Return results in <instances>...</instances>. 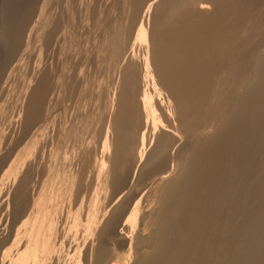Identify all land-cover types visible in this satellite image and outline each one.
Returning a JSON list of instances; mask_svg holds the SVG:
<instances>
[{"label": "rangeland", "instance_id": "obj_1", "mask_svg": "<svg viewBox=\"0 0 264 264\" xmlns=\"http://www.w3.org/2000/svg\"><path fill=\"white\" fill-rule=\"evenodd\" d=\"M202 4H214L216 13L211 17L196 16L195 8ZM261 57L264 58V0H0V253L9 255L4 264H40V261L51 263L55 260L43 251L49 250L54 243L59 248L60 240L65 237L63 228L69 217L68 210L69 214L73 213L69 204H85L79 196H66L69 188V192L73 189L77 191L75 185H79L77 187L82 191H91V197L96 198L99 204L102 203L100 207L109 212H112L123 195L126 197L125 194L133 189L138 191V204L146 207L153 195L152 181L156 177L170 175L175 164L182 162L190 152L197 151L199 157L212 156V159L209 164H206L207 158L197 162L200 168L211 171L207 170L206 173L210 180L206 181V177L193 183L199 189L203 184L206 186L199 193L195 190L198 193L195 195H204L207 198L205 206L207 203L211 209L218 201L216 208L220 210L221 205L223 208L224 204H228L223 210H231H226L225 215L222 208L220 211L215 208L218 213H222L220 215L215 214V209L206 208L209 212L204 210L206 213L203 212V216L207 215L205 218L209 222L201 217L192 238L201 240L195 242L196 247L202 244L206 246L204 243L207 242L206 247L213 249L211 254L214 255L206 258L205 264L212 262L208 261L210 259L216 261L214 256L219 250L232 252L229 251L231 241L245 226L246 218L249 219L246 213L251 205V196L246 195H250L248 191H251L252 172L248 165L253 145L251 132L247 130L250 118L248 113L243 112L250 96L246 94L239 98V94L247 90L250 79L254 77L250 73L255 70L252 66L263 59ZM237 106L238 109H235ZM231 111L233 118L236 116L238 119H231L229 131L225 132L222 140L208 148L209 152L195 149V140H200L204 132L212 130L218 119L225 116V113L226 116L231 115ZM59 151L65 155L59 154ZM62 157L66 158L63 160ZM243 157L249 162L244 161ZM216 158L217 161L225 162H216ZM56 159L61 168L57 166L58 169H51V166L57 164ZM228 160L231 161L224 165ZM53 161H56L55 164ZM230 165L236 166L233 171ZM240 166L243 169L238 168ZM220 168H227L226 172ZM52 170L56 172L52 173ZM234 173L238 176L236 180L233 178L236 177ZM54 181L57 182L56 188ZM213 182L222 186L219 185L218 192V186ZM51 186L55 189L50 190ZM47 188L51 191L48 193L50 196H47ZM206 188L213 193L206 192ZM220 188L225 190L221 189L219 193ZM226 189L230 192H226ZM41 190L43 193H40ZM192 196L189 198L194 200L191 202L194 204L199 197H194V194ZM234 199L241 201L238 203ZM244 199L248 202H244ZM138 200L126 204L125 218L119 227L121 235L132 238L131 242L128 239V246L115 247L113 241L109 242L111 231L106 232L111 233L108 236L103 234L106 236L105 242L110 243L107 244L109 248H117V257L113 260L116 264L135 263V254L149 251L147 242H150V246L154 242L148 239L151 228L145 227L144 221L133 215ZM49 202H53L54 206ZM98 203L95 204L98 207L96 211L100 208ZM200 204L197 202L196 205ZM102 209L97 214L91 210L93 212H88L85 218V223L87 219L93 218L89 225L84 224L87 231L93 229L90 234H84L89 239L87 241H92L93 237L97 239L96 230H101L100 233L106 230L102 222L108 211L104 213ZM228 212L232 213V220L227 217L231 215ZM29 213L43 215L33 236L22 241L25 234L24 221L27 219L25 216H29ZM221 216L225 217L224 224L221 222L224 217ZM180 217L175 216L176 222L173 223L176 224H172V230L177 231L172 235L176 233V236L166 238L164 245L155 246L153 252L156 248L158 252L165 249L164 246L169 249L177 246L176 249H179L180 241L188 237L182 230L178 232V226L183 221L181 218L186 216ZM217 217L220 220L219 227ZM176 218L182 221L177 222ZM210 218L213 222H210ZM118 223L119 220L112 225L115 227ZM175 225L176 228L173 227ZM57 226L61 228L59 232ZM216 226L221 229L215 230ZM54 230L57 232L54 233ZM229 231L233 235L228 234ZM219 234L222 237L219 238ZM56 237L60 238L59 241ZM82 237L80 242L83 245ZM191 242L187 247L185 245V249L194 247V244L190 246ZM73 251L76 252L68 254L69 259L77 252L79 255L74 257L82 256L80 253L85 254L82 249V252L76 248ZM82 257L81 260L84 259ZM150 258H145L151 260L149 263L145 260L141 264H153L156 259L152 261L153 258ZM74 259L71 261L74 264H83L78 260L80 257ZM228 260L232 261L233 258ZM63 261L61 264H69L68 260L66 263Z\"/></svg>", "mask_w": 264, "mask_h": 264}, {"label": "bare ground", "instance_id": "obj_2", "mask_svg": "<svg viewBox=\"0 0 264 264\" xmlns=\"http://www.w3.org/2000/svg\"><path fill=\"white\" fill-rule=\"evenodd\" d=\"M194 10V9H193ZM192 12H194V11H192ZM216 12H215V9H214V4H213V6L211 5V4H202V5H199V6H197L196 8H195V15L197 16H204V17H211V16H213L214 14H215ZM263 56V55H262ZM261 58H263V57H261ZM260 58V59H261ZM259 61V60H258ZM258 61H256L257 62V65H256V62H255V64L254 65H256V68H255V66L253 65L252 67L255 69V70H252V72H250L251 74H252V77H253V75H254V77H253V79H250V81H249V86H248V88H247V90L244 92V93H241V94H239V98L240 97H242V96H244V95H246V94H248V96H250L249 98V103H247V106L245 107V109H244V111L243 112H245V113H248V115H249V118H250V122H249V129L247 128V130H249V132H251L250 134H251V136H252V144L251 145H253L252 146V149H250L251 150V153H250V158H249V161H247L246 159H244V157H243V159H244V161L246 160L247 162H249L250 164L248 165V166H250L251 167V175L252 176H250L249 174V176L251 177V185H250V187H251V191L249 190L248 191V193L250 192V195L249 194H247L246 196H251V198H250V200L251 201H249V202H251V205H249V210H248V212L246 213V214H249L248 216H249V219H247L246 218V224H245V226H243L242 227V229L241 230H239V232H237V234H236V236H235V238H233V241H231V243H232V245H231V248L229 247V251H232V252H228V251H224V250H219L218 251V253H216V257L214 256V260H216V258H217V260L216 261H214L215 262V264H222V262L225 260V262H224V264H227V263H229V264H264V58L263 59H261L259 62ZM238 99V98H237ZM242 99V98H241ZM239 101H240V99H238ZM238 100H237V102H238ZM243 102V101H242ZM244 103V102H243ZM239 105H240V103H238ZM234 106L235 105H237V104H233ZM194 106V105H193ZM233 106V107H234ZM242 106V105H241ZM244 106V105H243ZM244 108V107H243ZM235 109H238V106L235 108ZM194 110V109H193ZM192 110V111H193ZM234 110V109H233ZM241 110H243V109H241ZM229 111V110H228ZM237 111V110H236ZM194 112V111H193ZM232 111H231V115H227L226 116V113H225V116H222V118H220V119H218L219 121H217V123H216V126H214V128L212 129V130H210V131H208V132H204L203 133V135H201V138H200V140L199 139H197V140H199L198 142H197V140H195L196 141V143L194 144V147H195V149H197V150H199L200 151V149H204V151L205 150H207L208 148H212L214 145H216V143H218L219 142V140L221 141L222 139V136L223 135H225V132L226 131H229L228 130V128H229V126H228V124L230 125V121H231V119L233 118V116H232ZM237 113H238V111H237ZM240 114V113H239ZM193 115V114H192ZM236 115V114H235ZM64 116V115H63ZM235 118H236V116H235ZM235 118H233V119H235ZM240 118H241V116H240ZM244 118H246L245 117V115H244ZM244 118H243V121H244ZM248 118V119H249ZM236 119H238V118H236ZM242 119V118H241ZM242 121V120H241ZM245 122V121H244ZM244 122H242V123H244ZM247 122V121H246ZM232 123H235V122H232ZM231 125H233V124H231ZM236 125V124H235ZM241 125V124H240ZM240 125H238L239 127H240ZM234 126V125H233ZM237 126V125H236ZM244 126V125H243ZM240 129H241V127H240ZM65 130V129H64ZM239 130V129H238ZM246 130V131H247ZM245 131V130H244ZM70 132V131H69ZM231 132V131H230ZM64 133V132H63ZM234 133H236V132H234ZM243 133V132H242ZM247 133V132H246ZM249 134V133H248ZM249 134V135H250ZM199 135V136H200ZM230 135H231V133H230ZM233 135V134H232ZM236 135V134H235ZM234 135V136H235ZM243 135H244V133H243ZM198 136V137H199ZM233 136V137H234ZM250 136V137H251ZM232 137V136H231ZM230 137V138H231ZM235 137H237V136H235ZM234 137V138H235ZM228 139H229V134H228ZM242 139V138H241ZM246 139V138H245ZM232 140V139H231ZM240 140V139H239ZM226 141V140H225ZM238 141V140H237ZM250 141V140H249ZM248 141V142H249ZM222 142H224V141H222ZM227 142V141H226ZM226 142H224V144H226ZM244 142H245V140H244ZM68 143V142H67ZM228 143V142H227ZM233 143V142H232ZM236 142L234 141V144H235ZM247 142H245V144H246ZM223 144V143H222ZM223 144V145H224ZM237 144H242L243 145V143H241V142H238ZM68 145H69V143H68ZM217 145H219V144H217ZM236 145V144H235ZM248 145H250V143L248 144ZM247 145V146H248ZM62 146V145H61ZM66 146V145H65ZM219 146H221V144L219 145ZM227 147H229V145H226ZM243 146H245L246 147V145H243ZM226 147V148H227ZM249 147V146H248ZM223 148V147H222ZM225 148V149H226ZM233 148V147H232ZM231 147H230V149H232ZM234 148H235V146H234ZM241 148V147H240ZM216 149H217V147H216ZM227 149H229V148H227ZM226 149V151H228ZM238 149V148H237ZM210 150H212V149H210ZM218 150V149H217ZM240 150V149H239ZM243 151H244V149H242ZM249 150V151H250ZM193 151V150H192ZM203 151V150H202ZM208 151V150H207ZM207 151H206V153H207ZM213 151H214V155H215V150H214V148H213ZM220 151H221V149H220ZM219 151V152H220ZM241 151V150H240ZM242 151V152H243ZM246 151H247V148L245 149V153H246ZM60 152V151H59ZM58 152V153H59ZM198 152V151H197ZM197 152L196 153H189V155H187L185 158H184V160L182 161V162H180L179 164L177 163V164H175V169H174V171L173 172H171L170 173V175L168 174V175H163V176H160V177H156L153 181H152V183H151V185L154 187V189H153V195H152V198H151V202H150V204H148V205H146V207H143V206H140L138 203H139V200H138V191L137 190H135V191H133V189H132V191L133 192H135V193H137V194H134L132 191H130L129 190V194H125V196L126 197H124V195H123V200L121 199V198H119V200L121 199V201L118 203V204H115L114 206V209L112 210V212H109V210H105V209H102L101 207H100V204H102V203H98L97 202V199L96 198H94V197H91V195H90V193H91V191H87V192H84V191H82L79 187V185H77V186H79V187H77L76 185H75V187H76V190L77 191H75V189H71L72 190V192H69L70 191V188H69V190H68V192H67V194H66V196H68L69 197V195H71L70 197H74V196H79L82 200H83V203H84V201H85V204L83 205V206H76V204H69V201L72 199V198H70V200L68 201V203H67V205L66 206H68V204H69V209H70V211H73V213H71L70 212V214H69V210H68V208H64L65 210L67 209L68 210V219H67V223L65 222V220H64V222L66 223L65 224V226H64V228H63V231L65 232L64 234H65V237L64 238H62L60 241V244H58L59 245V248L56 246L55 247V243L54 244H52V246L50 247V245H49V247H50V249L49 250H46V251H43V252H45L46 253V255H50V256H53V259H55L54 261H52L51 263H41V261H40V264H58L59 262H60V264H61V261L62 260H64L63 261V263H66V261L68 260L69 262V264H71V263H73V262H71V261H73V258H75L74 260H76V259H78V257H80V259H78L79 261L81 260V257L83 256V255H85V257H82V258H84L83 260H81L82 261V263L83 264H116V263H114L113 262V260H114V258H116L117 257V253H116V249L117 248H114V249H110L109 248V245H107L110 241L112 242V243H115L113 246H119V248H122V247H124V246H128L127 244H129L128 243V239L129 238H127V237H125V236H123V235H121L120 233H119V227H120V224H121V222L124 220V216H125V213H124V209H125V206H126V204L127 203H131V202H133L132 200H138V202H136L135 203V206H134V209H133V215L135 214V216L134 217H136L137 216V218L138 219H142L143 221H144V223H145V227L147 226V227H149V228H151V234H150V236L148 237V239H153L154 240V242H153V244H152V246H150V242H147L146 240H144V241H146L147 242V244H148V246H150V248L147 246V248L149 249V251H146V252H144V251H141V252H143V253H141L140 251H139V253L137 252L136 254H135V252L133 253V254H135V256L132 254V256H134V259L133 260H135V259H137L136 260V262L135 263H132V264H141V262L142 261H145L146 259V257L147 258H153L152 259V261L154 260V256L156 255V260L154 261V262H156V263H154V262H152L153 264H203V262H204V260L207 258L208 259V257H210L212 254H211V252H213V249L211 250L210 249V247L209 248H207L206 246H207V242L206 243H204V244H206V246H204L203 244V247H196L197 245H195L196 243L195 242H200L199 241V239L197 240L196 238H192L194 235H195V232H196V227L198 226V221H200L201 220V217H204L203 216V212H204V210H206V208L208 209V207L210 208L211 207V205H209L208 207H207V203H206V206H205V202H207L206 201V199L207 198H205V196L204 195H201V193H200V195L201 196H197V195H195V194H198L199 193V191H200V189H204L206 186H204V184H203V187H201L200 189H199V186H196V185H194L193 183L194 182H196L198 179H203V178H206L207 177V170H209V171H211L210 169H208V168H200L198 165H197V162L199 161V159H201V158H203L201 155V157H199V155L197 154ZM209 152V151H208ZM242 152H240V153H242ZM199 153V152H198ZM202 153V152H201ZM205 153V154H206ZM211 153H213V152H211ZM210 153V154H211ZM216 153H218V151L216 152ZM221 153V152H220ZM227 153V152H226ZM234 153H236V152H234ZM248 153V152H247ZM59 154H63V152L61 153H59ZM198 155V157H196L197 155ZM202 154H204V153H202ZM204 154V155H205ZM229 154H232V153H229ZM244 154V153H243ZM56 156H57V153L55 154ZM54 155V156H55ZM61 155H59V159L61 160ZM63 155H65V154H63ZM68 155V154H67ZM186 155V154H185ZM211 155H213V154H211ZM217 155V154H216ZM220 155V154H219ZM227 155V154H226ZM233 155V154H232ZM239 155V154H238ZM237 155V156H238ZM55 156V157H56ZM212 156H210V158H207L206 156H205V158H203L204 159V161L206 160V158H207V163L206 164H209V161H210V159H212L211 158ZM216 157V156H215ZM227 157H230L229 155L227 156ZM234 157V156H233ZM235 157H236V155H235ZM242 157V156H241ZM56 158H58V156L56 157ZM64 158H66V157H62V159L64 160ZM220 158V157H219ZM218 158V159H219ZM222 158H224V156L222 157ZM226 158V157H225ZM237 158V157H236ZM236 158H235V160H236ZM58 159V160H59ZM227 159V158H226ZM230 159V158H229ZM238 159V158H237ZM239 159H240V157H239ZM59 160V161H60ZM61 161L62 163L64 162V161ZM66 160V159H65ZM70 160V159H69ZM216 160V162H218V161H222V160H218L217 161V158L215 159ZM215 160H213V161H215ZM224 160V159H223ZM241 160V159H240ZM56 161H57V159H56ZM55 161V162H56ZM212 161V162H213ZM229 161H231V160H228V161H226V163H224V165L226 164L227 165V162H229ZM54 162V161H53ZM55 162H54V164H55ZM211 162V161H210ZM222 162H225V160L224 161H222ZM236 162V161H235ZM242 162V161H241ZM246 162V163H247ZM52 162H50V164H51ZM58 161H57V164H55L54 166H51V169H52V167H55V169L57 168V166L59 167L60 166V164L58 165ZM220 163V162H219ZM219 163H218V165H219ZM244 164H245V162H244ZM51 165H53V164H51ZM211 165H213V163H211ZM217 165V166H218ZM222 165V164H221ZM236 165H238V164H236ZM240 165H241V163H240ZM209 166V165H208ZM214 166V165H213ZM220 166V165H219ZM218 166V167H219ZM223 166V165H222ZM221 167V166H220ZM225 167V166H224ZM228 167H229V165H228ZM227 167V168H228ZM230 167L232 168V171H233V167H232V165H230ZM236 167V166H235ZM234 167V168H235ZM241 167H243V166H240V167H238V168H241ZM61 167H59V169H60ZM197 168V169H196ZM217 168V167H216ZM226 168V169H227ZM231 168H228V170L229 169H231ZM245 168V167H244ZM50 169V168H49ZM58 169V168H57ZM215 169V168H214ZM220 169H222V170H224V172H226L225 170V168H220ZM241 169H243V168H241ZM240 169V170H241ZM221 170V172H223ZM239 170V171H240ZM250 170V169H249ZM59 171V170H58ZM67 171V170H66ZM216 171V170H215ZM220 171V170H219ZM234 171H235V169H234ZM237 171V170H236ZM244 170H242L241 172H243ZM48 172H49V170H48ZM51 172V171H50ZM49 172V173H50ZM54 172V170H52V173ZM56 172V171H55ZM54 172V173H55ZM78 172V171H77ZM227 172H229V171H227ZM209 173V172H208ZM212 173V172H211ZM217 174H218V172H216ZM233 173V172H232ZM240 173V172H239ZM244 173V172H243ZM246 173V172H245ZM247 173H248V171H247ZM246 173V174H247ZM250 173V172H249ZM76 174V173H75ZM78 174V173H77ZM223 174V173H222ZM229 174V173H228ZM228 174L226 175V178L228 177ZM235 174V173H234ZM241 174V173H240ZM55 175V174H54ZM210 175V174H209ZM212 175V174H211ZM244 175V174H243ZM248 175H247V177H248ZM49 176V175H48ZM214 176V175H213ZM219 176V175H218ZM230 176H232V174L230 175ZM234 176H236V174L234 175ZM240 176H242V175H240ZM240 176H239V178H240ZM210 177V176H209ZM238 176H236V177H233L234 179L235 178H237ZM52 178V177H51ZM51 178H50V180H51ZM60 178V177H59ZM102 178V177H101ZM213 178H215V177H213ZM218 178H220V176L218 177ZM230 178V177H229ZM238 178V179H239ZM61 179V178H60ZM234 179H232L231 178V180H234ZM246 179V178H245ZM49 180V179H48ZM47 180V181H48ZM48 181V182H51V181ZM59 180V179H58ZM199 180V181H200ZM206 181H208V180H210V178L208 179V177H207V179H205ZM213 180V179H212ZM236 180V179H235ZM240 180V179H239ZM46 181V182H47ZM198 181V182H199ZM205 181V182H206ZM45 182V183H46ZM47 182V184L49 185V184H51V183H48ZM52 182H53V178H52ZM55 183V188H56V184H57V182L56 181H54ZM201 182V181H200ZM204 182V181H203ZM78 183H79V181H78ZM202 183V182H201ZM201 183H199L200 185H201ZM213 183H215V182H213ZM219 183H221L220 181H219ZM223 183V182H222ZM221 183V184H222ZM46 184V185H47ZM54 184H53V187H54ZM72 184V183H71ZM73 184H74V182H73ZM82 184V183H81ZM198 184V183H197ZM215 184H217V189L219 188V185H218V182H216ZM52 185V184H51ZM61 185V184H60ZM106 185V184H105ZM208 185H210V184H208ZM245 185V184H244ZM249 184H247L246 186L247 187H249L248 186ZM82 186H83V184H82ZM85 186V185H84ZM210 186H212V185H210ZM210 186H209V188H210ZM48 187V186H47ZM52 186H51V189H50V187H49V189L50 190H52V189H55V188H53ZM74 187V188H75ZM100 187V186H99ZM197 187V188H196ZM216 187V186H215ZM220 187H222L221 185H220ZM224 187V186H223ZM227 187V186H226ZM236 187V186H235ZM240 188H244L243 186L241 187V186H239ZM86 188V187H85ZM84 188V189H85ZM233 188V187H232ZM237 188V187H236ZM42 189H44V188H42ZM48 189V188H47ZM46 189V192H47V196H50V194H48V193H50L51 191H49V189L47 190ZM83 189V188H82ZM95 189V188H94ZM101 189V188H100ZM110 189V188H109ZM211 189H216V188H212L211 187ZM221 189H223V188H220V192L219 193H221ZM248 189V188H247ZM250 189V188H249ZM87 190V189H86ZM123 190H124V188H123ZM195 190H198V193H195L196 191ZM206 190H207V188H206ZM223 190H225V188L223 189ZM241 190V189H240ZM65 191V190H64ZM63 191V192H64ZM126 191V190H125ZM214 191V190H213ZM219 191V189L216 191V192H218ZM244 191V190H243ZM40 192V191H39ZM53 192H54V190H53ZM206 192H208V190L206 191ZM209 192H212V191H210V189H209ZM208 192V193H209ZM226 192H230V191H228L227 189H226ZM233 192V191H232ZM235 192V194H237V192L236 191H234ZM40 193H43L42 192V190H41V192ZM69 193V194H68ZM132 193V194H131ZM213 193V192H212ZM219 193H216V194H218L219 196H220V194ZM223 193V192H222ZM59 194V193H58ZM57 194V195H58ZM95 194V193H94ZM142 194V193H141ZM194 194V197H199V199L198 198H196V199H198V201H195V206H194V204L193 203H191L192 201L194 202V200H192V198H189V197H193L192 195ZM232 195H234L233 193H231ZM241 194H244V192H242ZM40 195H43V194H40ZM54 195V194H53ZM99 195V194H98ZM101 195V194H100ZM238 195H240V194H238ZM237 195V196H238ZM46 196V195H45ZM92 196H93V194H92ZM129 196V197H128ZM223 196V195H222ZM221 196V197H222ZM244 197H245V195H243ZM67 197V198H68ZM76 197V198H77ZM87 198V200H86V198ZM88 197H90V199H88ZM97 197V196H96ZM101 197V196H100ZM109 197V196H108ZM121 197V196H120ZM143 197V196H142ZM224 197V196H223ZM241 197V196H240ZM38 198H41V197H38ZM45 198V197H44ZM49 198V197H48ZM66 198V197H65ZM115 198V197H114ZM214 198V197H213ZM247 198V197H246ZM56 199H58V198H56ZM62 199V198H61ZM60 199V200H61ZM69 199V198H68ZM81 199H78L79 201L81 200ZM116 199H118V198H116ZM115 199V200H116ZM140 199V198H139ZM144 199V198H143ZM195 199V198H194ZM223 200H224V198H222ZM226 199H231V198H226ZM236 199V198H235ZM234 199V200H235ZM241 199V198H240ZM55 200V199H54ZM65 200V199H64ZM74 200V199H73ZM100 200V199H99ZM113 200V199H112ZM114 200V201H115ZM218 200H220V202H221V199L219 198ZM245 200V201H244ZM243 201L244 202H248V201H246V199H244ZM76 201V203L78 202L79 203V205H81V203L79 202V201H77V200H75ZM102 201V200H101ZM144 201V200H143ZM217 201V200H216ZM232 201V200H231ZM231 201H229V202H231ZM236 201V200H235ZM234 201V202H235ZM239 201V199L236 201V202H238ZM241 201V200H240ZM240 201L238 202V203H240ZM51 202V201H50ZM49 202V203H50ZM56 202V201H55ZM60 202H62V200L60 201ZM66 202V201H65ZM104 202V201H103ZM107 202V201H106ZM116 202V201H115ZM141 202V201H140ZM197 202L199 203H201L199 206L198 205H196L197 204ZM213 202V201H212ZM215 202V201H214ZM218 202V201H217ZM214 203V208H213V206H212V209L214 210L215 208H216V205L215 204H219V203ZM224 202H225V200H224ZM224 202H222L223 204H224ZM43 203H44V201H43ZM47 203H48V201H47ZM53 203V202H52ZM52 203H50V204H52ZM72 203H75L74 201L72 202ZM82 203V204H83ZM99 204V207L104 211V213H105V211H108L109 212V215L106 213V214H104L105 216V221H104V223L102 222V225H103V229H106V230H103L102 231V233H100V231L101 230H96V229H94V230H96V232H97V239L95 238V237H93V239H92V241H87V240H89V239H87V237L84 235L85 233H87V234H90V231L91 230H93V229H90L89 227V231H87V227H85V225L84 224H87V225H89L90 223H91V221L93 222V218L92 219H90V220H88L87 219V223H85V218L87 217V214H88V212H93V211H96V209L98 208L97 206H95V204ZM148 203V202H147ZM189 203H191L192 205H193V207H192V205H190ZM222 203H220V204H222ZM225 203H227V202H225ZM232 203H233V201H232ZM237 203V204H238ZM66 204V203H65ZM64 204V205H65ZM111 204V203H110ZM132 204V203H131ZM209 204H210V202H209ZM242 204H243V202H242ZM249 204V203H248ZM53 205V204H52ZM51 205V207H53ZM105 205H106V203H105ZM141 205H143V203L141 202ZM61 206V205H60ZM190 206V208H188ZM201 206H202V208H201ZM203 206H205L204 207V209H203ZM222 206L223 205H221V208H222ZM225 206L227 207L228 206V204L226 205V204H224V207L222 208V210L225 208ZM229 206H232V204L230 205L229 204ZM241 206H243V205H241ZM51 207H49V208H51ZM64 207V206H63ZM97 207V208H96ZM236 207H239V206H237L236 205ZM248 206H246V208H247ZM99 208V211L101 210ZM103 208H104V206H103ZM221 208H220V210H221ZM229 208V207H228ZM231 208V207H230ZM233 208V207H232ZM234 208H235V206H234ZM241 208V207H240ZM243 209L245 208V205H244V207H242ZM242 208H241V210H242ZM52 209V208H51ZM108 209V208H107ZM211 208H210V210H212ZM216 209H218V208H216ZM215 209V211H217L215 214H222V213H218V210H216ZM49 210V209H48ZM66 210V211H67ZM91 210H93V211H91ZM219 210V211H220ZM226 210H231V209H227L226 208ZM226 210H223V212L225 213V215H226ZM235 210H237L238 211V209H236L235 208ZM55 211V210H54ZM98 211V210H97ZM97 211L96 212H94V213H96L97 214ZM98 211V212H99ZM102 211V212H103ZM132 211V210H131ZM206 211H208V210H206ZM206 211L204 212V213H206ZM240 211V210H239ZM45 212V211H44ZM50 212V211H49ZM59 212V211H58ZM61 212V211H60ZM65 212V211H64ZM209 212V211H208ZM207 212V213H208ZM222 212V211H221ZM232 212V211H231ZM17 213V212H16ZM111 213V214H110ZM211 213H214V212H211ZM224 213H223V215H224ZM30 214V213H29ZM93 214V213H92ZM99 215H103V213H98ZM228 214H231V215H227V217H229L231 220H232V217L231 216H233L232 215V213H229L228 212ZM245 214V213H244ZM28 215V214H27ZM25 216V225H24V227H23V230L25 231V234H24V231H22V233L24 234L23 235V237L21 238V240L22 241H24V239H29L30 237H28V236H30V235H32V234H34V232L37 230V229H35L36 228V225H37V223H38V221H41L40 219H41V217H42V213H33V214H30L29 216ZM55 215L56 214H54V217H55ZM66 215H67V213H66ZM89 215H90V213H89ZM94 215V214H93ZM98 215V216H99ZM101 215V216H102ZM106 215H107V217H106ZM209 215H211L212 216V214H209ZM224 215V216H225ZM239 215V214H238ZM46 215L44 214V217H45ZM49 216V215H48ZM64 216H65V213H64ZM100 216V217H101ZM128 216V215H127ZM184 217V216H186L185 218H181L182 220H179L178 218H176V219H178L177 220V222L178 221H182V223H180L179 224V228H178V232H181V230L184 232V233H187L186 235L188 236V237H186L185 239H182L181 241H180V245L181 246H179V249H176V247L174 248H172L171 247V249H169V248H167L166 246H164L165 247V249H163V250H159V252H158V250H157V248L155 249V251L153 252V250H154V247L156 246V247H158L157 245H164L163 244V242L166 240V238H169L173 233H174V231L175 232H177L176 231V229L173 231L172 230V224L174 225V224H176V223H173V222H176V220H175V218L174 217ZM207 216V215H206ZM205 216V217H206ZM224 216H221L220 218H223ZM66 217V216H65ZM92 217V216H91ZM90 217V218H91ZM95 217H97V215L95 216ZM94 217V218H95ZM203 218V219H205V221L206 222H209V220L208 219H206V218ZM213 217V216H212ZM49 218V217H48ZM53 218V217H52ZM59 217H57V219H58ZM102 218V217H101ZM113 218L115 219H118L119 220V223H118V225L116 226L115 225V227L112 225V223H114L115 221H118V220H114V222H112L113 221ZM129 218H131V217H129ZM173 218H174V221H173ZM214 218H215V216H214ZM218 218V217H217ZM235 218V217H234ZM243 218V217H242ZM56 219V218H55ZM62 219V218H61ZM96 219V218H95ZM202 219V221H204ZM211 219V218H210ZM52 220V219H51ZM60 220V219H59ZM217 220H219V218L217 219ZM217 220H215V221H217ZM230 220V221H231ZM214 221V222H215ZM223 221V223L222 224H224V221H225V217H224V219H222L221 220V222ZM227 221V220H226ZM228 221H229V219H228ZM228 221H227V224H228ZM53 222V221H52ZM90 222V223H89ZM94 222H96V221H94ZM101 222L99 223V224H101ZM128 222V221H127ZM131 222V221H130ZM134 222V221H133ZM201 222V221H200ZM210 222H213V219H211L210 220ZM49 223V222H48ZM55 223V222H54ZM54 223H52V224H54ZM58 223H60V222H58ZM218 223H220V220L219 221H217V225H218ZM24 224V223H23ZM43 224V223H42ZM93 224V223H92ZM90 225V226H93V225ZM128 224V223H127ZM201 224V223H200ZM212 224H214V223H212ZM233 224V223H232ZM50 225V224H49ZM60 224H58V226H59ZM64 225V224H63ZM126 225V224H125ZM178 225V224H177ZM230 225V224H229ZM244 225V224H243ZM25 226H27V228L25 227ZM45 226V225H44ZM53 226V225H52ZM57 226V227H58ZM60 226H62V225H60ZM215 226V225H214ZM222 226L223 225H221L220 224V227L222 228ZM225 226V228H227L226 226V224L224 225ZM233 226V225H232ZM49 227V226H48ZM47 227V228H48ZM54 227V226H53ZM57 227H56V230L59 232L60 231V229L61 228H59V230L57 229ZM98 227V226H97ZM96 227V228H97ZM110 227H112V228H110ZM116 227H118V228H116ZM136 227V226H135ZM141 227V226H140ZM173 227H175L176 228V225L175 226H173ZM206 227H208V226H206ZM218 227H219V225H218ZM217 226H216V229L215 230H218L219 228H218ZM240 227V226H239ZM25 228V229H24ZM47 228H45V229H47ZM148 228V229H149ZM220 228V229H221ZM224 228V227H223ZM229 228V227H228ZM231 228V227H230ZM232 228H234V227H232ZM238 228V227H237ZM40 229V228H39ZM54 229H55V227H54ZM100 229H102V227H100ZM139 229V228H138ZM137 229V230H138ZM174 229V228H173ZM203 229V228H202ZM201 229V230H202ZM206 229V228H205ZM219 229V230H220ZM235 229V228H234ZM233 229V230H234ZM27 230V231H26ZM140 230V229H139ZM138 230V231H139ZM204 230V229H203ZM210 230H211V228H210ZM228 230V229H227ZM226 230V231H227ZM231 230V229H230ZM232 230V231H233ZM51 231H53L52 229H51ZM56 231V232H57ZM62 231V230H61ZM62 231V232H63ZM108 231H111V233H112V235H110V234H107V233H109ZM173 231V232H172ZM222 231V230H221ZM225 231V230H224ZM225 231V232H226ZM231 231V232H232ZM55 232V230H54V233H56ZM61 232V234H63ZM95 232V233H96ZM98 232L100 233V234H98ZM104 232V233H103ZM107 232V233H106ZM142 231H140V232H138V233H141ZM204 232H206L205 230H204ZM220 232V231H219ZM228 232V231H227ZM230 232V231H229ZM228 233V234H232V233ZM92 233V232H91ZM93 233H94V231H93ZM93 233H92V235H93ZM222 233V232H221ZM58 234V233H57ZM57 234H56V236H57ZM103 234H106V236H108V235H110V236H108V238L109 237H111L110 239L111 240H109V242L107 243V242H105V241H107V240H104V238L106 237V236H104ZM143 234H145V236H146V233H143ZM178 234V233H177ZM224 234V233H223ZM235 234V233H234ZM36 235V234H35ZM37 235H38V233H37ZM96 235V234H95ZM99 235H100V237H99ZM126 235V234H125ZM175 236H176V233L174 234ZM174 235H172V236H174ZM233 235V234H232ZM33 236V235H32ZM49 236V235H48ZM59 236H60V233H59ZM81 236H83L81 239L83 240V245L81 244V242H80V237ZM88 236V235H87ZM91 236V235H90ZM130 236V235H129ZM135 236V235H134ZM231 236V235H230ZM92 237V236H91ZM99 237V238H98ZM140 238H141V236H139ZM220 237H222V234L220 235L219 234V238ZM48 238V237H47ZM52 238V237H51ZM57 238V237H56ZM55 238V240H57ZM68 238V239H67ZM134 238H136V237H134ZM224 238V237H223ZM227 238V237H226ZM228 238H230V237H228ZM60 239V238H59ZM59 239H58V241H59ZM131 240H132V238H130ZM130 239H129V241H130ZM196 239V240H195ZM31 240V239H30ZM51 239H49V241H50ZM53 240V239H52ZM91 240V239H90ZM140 240V239H139ZM152 240V241H153ZM192 240H195V241H193L194 243H192L191 241ZM143 241V242H144ZM151 241V242H152ZM178 241V240H177ZM176 241V242H177ZM21 242V241H20ZM51 242V241H50ZM53 242H55V241H53ZM110 242V243H111ZM131 242V241H130ZM132 242H136V241H132ZM146 242H144V243H146ZM175 242V243H176ZM189 242H191V245L190 246H192L193 244H194V247L192 246L191 247V249H185V245H186V247L188 246V244H189ZM52 243V242H51ZM57 243V242H56ZM109 243V244H110ZM141 243H142V240H141ZM167 243V242H166ZM174 243V244H175ZM132 244V243H131ZM197 244H199L200 245V243H197ZM209 244V243H208ZM57 245V244H56ZM142 245V244H141ZM168 245V244H167ZM230 244H228V246H229ZM18 246V245H17ZM16 246V247H17ZM82 246V247H81ZM111 246V245H110ZM115 246V247H116ZM133 246V245H132ZM209 246H210V244H209ZM227 246V247H228ZM140 247V246H139ZM139 247H137V248H139ZM170 247V246H169ZM17 248H19L20 249V247H17ZM76 248V250L77 251H80L81 249L85 252V254H82V253H80V255H82V256H77V257H74V255H79L78 253L79 252H77V254H72L73 256H72V258H68V257H70V256H68V254H71V252H73V253H75L73 250ZM79 248V249H78ZM132 248H136V247H132ZM142 248V247H141ZM178 248V247H177ZM19 249H17V254H19L18 252V250ZM48 249V248H47ZM73 249V250H72ZM129 249V248H128ZM144 249V248H143ZM145 249H146V246H145ZM210 249V250H209ZM142 250V249H141ZM217 250V249H216ZM132 251V250H131ZM134 251V250H133ZM138 251V250H137ZM214 251H215V249H214ZM80 252H82V251H80ZM6 253V252H5ZM157 253V254H156ZM1 255L2 254H4V252L2 253H0ZM0 255V262L1 263H6L7 261H8V259H9V255H8V253L7 254H4V255H2L1 256ZM150 255H153V256H150ZM209 255V256H208ZM214 255V254H213ZM212 255V256H213ZM40 256V255H39ZM149 256V257H148ZM118 257H119V255H118ZM223 257V258H222ZM40 258H42V257H40ZM43 258H45V257H43ZM57 258V259H56ZM62 259L61 261H58V259ZM132 258V257H131ZM150 258V259H151ZM211 258H213V257H211ZM225 258V259H224ZM231 258H233V260L232 261H230V260H228V259H231ZM52 259V260H53ZM59 259V260H60ZM160 260V261H159ZM218 260H220V261H218ZM223 260V261H222ZM37 261H38V259H37ZM80 261V262H81ZM147 261V260H146ZM149 261H151V260H149ZM149 261H147L148 263H149ZM207 261V260H206ZM208 261H212V262H210V263H212V264H214V262H213V259L211 260H208ZM230 261V262H229ZM58 262V263H57ZM71 262V263H70ZM79 262V263H80ZM130 262V261H129ZM134 262V261H133ZM78 263V262H77ZM76 263V264H77ZM146 263V262H145ZM210 263H207L206 262V264H210ZM74 264V263H73ZM81 264V263H80ZM127 264V263H126ZM151 264V263H150ZM204 264H205V262H204Z\"/></svg>", "mask_w": 264, "mask_h": 264}]
</instances>
